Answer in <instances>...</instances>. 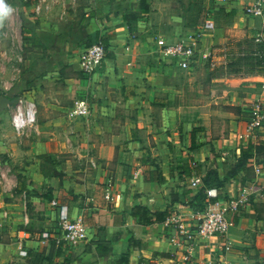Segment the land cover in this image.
<instances>
[{
	"label": "crops",
	"instance_id": "0c3cea01",
	"mask_svg": "<svg viewBox=\"0 0 264 264\" xmlns=\"http://www.w3.org/2000/svg\"><path fill=\"white\" fill-rule=\"evenodd\" d=\"M251 1L7 0L11 11L0 26L19 35L26 70L14 85L4 84L5 91L15 87L0 94V118L5 128L12 125L9 100L19 96L17 88L37 113L22 134L0 136V264H264V126L238 137L251 118L250 103L264 104V66L243 91L231 82L228 65L195 66L225 42L264 59V17L243 10ZM207 18L214 27L197 39L191 68L174 65L157 47V37L196 35ZM95 40L109 54L88 80L78 54ZM204 84L226 90L205 104L228 110L213 125L210 113L190 109L201 104L188 90L204 93ZM83 96L90 113L74 116ZM247 142L260 149L238 165L239 146ZM213 188L218 198L244 199L226 235L171 240L168 217L191 225ZM52 199L83 218L85 241L40 245L36 234L55 228ZM21 249L28 254L19 255Z\"/></svg>",
	"mask_w": 264,
	"mask_h": 264
},
{
	"label": "built area",
	"instance_id": "2783aa9c",
	"mask_svg": "<svg viewBox=\"0 0 264 264\" xmlns=\"http://www.w3.org/2000/svg\"><path fill=\"white\" fill-rule=\"evenodd\" d=\"M214 2L227 3L230 0H213ZM39 6H36V11ZM247 15L263 16L264 6L263 0H252L243 8ZM214 23L207 18L203 22L200 30L196 35L190 36L189 39H178L172 42H163L159 40V50L164 56L169 57L171 63L182 68H191L198 60L197 40L202 33L212 30ZM259 40V38H256ZM128 48V46H126ZM108 48L104 44L95 40L87 45L78 54L79 70L86 79H92V76L98 71L106 58ZM17 101L13 104V113L11 115V124L15 133L22 134L24 130L36 124V105L35 102L27 99L26 95H19ZM251 118L246 122L245 133H239L238 137L253 136L254 133L264 126V104L262 101L255 100L250 103ZM74 116H86L90 113L89 96L77 98L71 109ZM1 177H5V173H0ZM198 178L192 181L196 184ZM253 187H249L242 191L246 196ZM262 190V189H261ZM263 192V191H262ZM262 193L261 195H263ZM207 195L215 197L216 190L208 189ZM109 198V195L105 196ZM244 203L242 197H221L213 202H208L201 210L195 212L192 216L191 225L185 223L177 214H171L166 225H171L175 229V236L171 237L174 240L176 235H182L186 240L194 238H218L226 235L229 227L233 225V216L238 214L241 205ZM51 205L56 209L55 228L53 230H41L36 236L40 245H54L57 247H72L88 238V226L82 217H71L68 208L65 204L59 203L56 199L51 200ZM23 221L25 224L29 222L27 212H24ZM176 241V240H174ZM28 252L24 249L19 251V255L26 256Z\"/></svg>",
	"mask_w": 264,
	"mask_h": 264
},
{
	"label": "rangeland",
	"instance_id": "374dc122",
	"mask_svg": "<svg viewBox=\"0 0 264 264\" xmlns=\"http://www.w3.org/2000/svg\"><path fill=\"white\" fill-rule=\"evenodd\" d=\"M7 31H9L8 34H7ZM153 31L154 33H156V29ZM132 36H136V35L132 34ZM259 37L261 36H257L256 38H259ZM159 40H162L163 42H167L163 37H157V40H156L157 47H159L158 45ZM256 42H260V40L259 41L256 40ZM20 45L21 43H20L19 35L17 34L14 36V33L12 30L7 29L4 25H1L0 26V94L2 95L5 92L10 94L11 92H13V88L15 87V86L11 87L10 90L5 91V87H4L6 85L5 83L10 81L14 85V83L17 82V80L22 76V74L24 73V70H26L24 68L23 60L20 58L18 59V56L23 57L22 49ZM213 49L214 50L217 49V50L213 52L214 51ZM243 49L246 50L245 45L241 44L240 46L233 42H225L222 44L213 45L211 49V53H209L207 59H204V58L201 59L200 62L197 63V65L195 66L203 67V69L205 68L210 69V68H216L215 63L221 64V65H225V64L228 65L229 67L228 70L230 71L229 76L230 74H232L230 76V78L232 79L231 82L237 85V87L235 88H237L240 91H243L242 89H244V87L248 85L246 80H252V85L250 86H253L254 80H256V78H259L257 75L258 72L254 71V69L260 70L259 68L262 69L264 66L263 58L257 61V60H253V58H250L249 54H246L245 56L241 55L242 54L241 52L243 51ZM217 54H221L222 58H219V59L215 58L214 56H216ZM254 64L256 66L252 67ZM204 87L206 90L204 91V93H198V91H196L197 89H194V88H191L190 90H188L187 93H188V96L192 98L191 101L201 104L197 108L194 107L190 109L191 110L201 109V110H204L210 113L211 124L213 125L216 122V118L223 120L224 116L228 114V110L226 108L220 109L219 105L208 106L205 104H207L208 102H211L213 100L212 98H215V96L212 97V95H220L221 93L226 92V90H225L224 85L204 84ZM15 93L23 96L24 90L23 88L21 89L17 88L15 90ZM219 100L220 99H218V101ZM13 108L14 106L11 105L10 117L13 113ZM208 120L206 122L207 126H209ZM212 120H214V122H212ZM223 125H225V122ZM5 126L6 125L4 124V119L0 118V136H4V134L7 133V131L9 130L13 132L14 136H17L12 125H10L9 128H5ZM8 136L10 138V135ZM11 141L13 142L14 139H12ZM224 167H226V165H224Z\"/></svg>",
	"mask_w": 264,
	"mask_h": 264
},
{
	"label": "trees",
	"instance_id": "16d2710c",
	"mask_svg": "<svg viewBox=\"0 0 264 264\" xmlns=\"http://www.w3.org/2000/svg\"><path fill=\"white\" fill-rule=\"evenodd\" d=\"M142 6L144 7V4H143V2H142ZM102 43L104 44V46L106 47V48H108V45L106 44V43H104L103 41H102ZM108 54H109V50L106 52V57L108 56ZM81 73V72H80ZM82 74V73H81ZM234 108V107H233ZM239 111H240V108H239ZM260 148H259V146L258 145H253L252 143H250V142H247V143H245V144H243V145H240L239 146V156L237 157V159H238V165H243L244 164V162L246 161V160H248L249 158H251L252 157V155L254 154V152L256 151H258ZM262 190L264 191V188H262ZM218 198V193H217V196L216 197H212L210 200V202H212V201H214V199H217Z\"/></svg>",
	"mask_w": 264,
	"mask_h": 264
},
{
	"label": "clouds",
	"instance_id": "9594fccd",
	"mask_svg": "<svg viewBox=\"0 0 264 264\" xmlns=\"http://www.w3.org/2000/svg\"><path fill=\"white\" fill-rule=\"evenodd\" d=\"M10 11H11V9L7 6H5L3 4L2 0H0V19H2L4 16H6Z\"/></svg>",
	"mask_w": 264,
	"mask_h": 264
},
{
	"label": "water",
	"instance_id": "95a60500",
	"mask_svg": "<svg viewBox=\"0 0 264 264\" xmlns=\"http://www.w3.org/2000/svg\"><path fill=\"white\" fill-rule=\"evenodd\" d=\"M2 2H3V4L5 5V6H7L8 7V2H7V0H2ZM4 99H6V98H4ZM17 97L16 98H14V99H12V100H9L12 104H14L16 101H17Z\"/></svg>",
	"mask_w": 264,
	"mask_h": 264
}]
</instances>
